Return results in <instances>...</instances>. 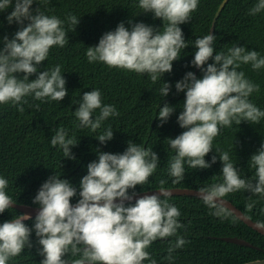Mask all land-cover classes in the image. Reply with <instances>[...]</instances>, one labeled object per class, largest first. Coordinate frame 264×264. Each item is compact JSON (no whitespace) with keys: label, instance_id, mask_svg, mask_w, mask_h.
I'll return each instance as SVG.
<instances>
[{"label":"clouds","instance_id":"9594fccd","mask_svg":"<svg viewBox=\"0 0 264 264\" xmlns=\"http://www.w3.org/2000/svg\"><path fill=\"white\" fill-rule=\"evenodd\" d=\"M34 2L44 6L43 0H15L14 11L7 20L9 24L15 22L21 27L12 39L3 38L4 47L0 50V104L21 105L20 112L24 111L22 104L27 103L25 97L60 102L68 94L67 81L59 64L39 72L36 79L30 80L38 73V66L47 60L53 46L62 48L69 42L63 27L65 21L45 14L42 7L33 12ZM12 3L13 0H0V11ZM198 4L199 0H139L142 12L154 13V18L163 19V29L157 30L140 22L129 31L121 22L115 31L101 37L98 46L87 47L88 61L148 74L153 83L157 82L164 73L173 70V62L180 59L181 50L189 46L179 25L191 20V13L198 9ZM262 12L264 0H257L248 14L255 16ZM67 20L75 31L80 18L70 15ZM25 21H29L27 26ZM215 42L216 37L211 33L195 40L197 51L191 63L201 69L203 77L198 79L189 71L175 85L178 93L186 94L183 111L177 120L186 131L167 140L176 153L170 159L168 169L174 184L184 180L185 165L190 169H206L216 163V156L212 157L211 163L205 156L212 151L213 141L222 127H231L233 122L240 125L242 121L259 124L264 119V111L249 99L254 92L260 91V86L239 70L242 65L249 64L253 70L264 68V56L235 44L226 53L219 51L214 55ZM210 59L215 62L207 63ZM18 73H23V78H19ZM170 90L171 85L163 82L160 96L167 97ZM77 103L78 126L93 132L101 129L109 117L119 115L115 106L102 102L99 89L85 92ZM35 107L39 110L40 106ZM96 110H99L98 114H95ZM175 110L167 103L159 107L160 126ZM113 138L111 126L97 137L102 144ZM51 144L58 145L65 158L75 159L71 147L78 142L64 127L54 131ZM216 151L223 162V182L200 187L197 195L212 210V215L227 218L231 215L224 199L228 194L244 190L264 197V145L250 161L258 181L255 184L241 178L229 152ZM97 152L98 160L88 165L87 175L80 181L79 193L67 179L55 174L35 196L33 203L39 205V210L34 230L42 245L40 255L44 259L41 264H143L145 260L157 264L147 249L158 238L176 237L167 249L166 259L171 262L173 253L189 242L178 235V229L184 225L178 219L180 210L169 203L171 192L165 187L166 181L161 180L158 191L140 197L134 205L125 204L138 195L136 186L148 183L156 171L158 154L152 148L146 149L132 141L122 154ZM8 187L9 181L0 177V214L17 203L7 194ZM77 195L80 199L73 206L71 200ZM246 207L251 210L255 202L250 200ZM31 219L28 214H20L0 224V264H7L26 246H32L33 228L24 223ZM67 255L70 259L64 258ZM249 264H259V261L251 260Z\"/></svg>","mask_w":264,"mask_h":264},{"label":"trees","instance_id":"16d2710c","mask_svg":"<svg viewBox=\"0 0 264 264\" xmlns=\"http://www.w3.org/2000/svg\"><path fill=\"white\" fill-rule=\"evenodd\" d=\"M223 0H199L198 9L191 13V20L179 25L185 41L189 43L181 50L180 59L173 62V70L164 73L163 77L153 83L148 74H138L124 69L112 68L102 62H89L86 56L87 47L98 46L101 37L110 31H115L123 22L131 31L135 23L143 22L162 30V18H154V13H144L139 8V0H43L42 7L34 2L32 10L42 7L45 14L55 15L65 21L63 27L68 33L69 42L64 47L53 46L47 60L39 66V71L30 77L34 80L39 72L51 69L55 65L62 66V75L66 79L67 95L62 101L35 100L25 97L27 103L22 104L24 111L18 109L21 105L11 103L0 104V177L9 181L6 190L17 203L39 207L33 203L41 186L49 177L58 174L61 179H67L80 191V181L87 175L88 165L98 160V152L122 154L128 147V142L142 144L146 149L152 148L158 154V167L149 177L145 185H137L135 191L159 189L160 181L165 180L166 188L199 189L212 183L223 182V162L220 152H229L230 158L236 164L241 178L252 180L255 184V169L250 161L254 154L264 145V119L259 124L242 121L240 125L233 122L231 127H222L219 135L213 141L212 151L205 156L209 163L216 156V163L206 169H190L185 165L184 180L173 183L169 174V161L176 153L168 145L169 138H176L186 129L178 124V116L183 111L186 99L185 92H177L176 83L181 81L187 72L195 73L197 78L203 77L201 69L192 66L195 52V40L211 33V27ZM257 0H227L219 12L212 34L216 37L214 55L227 50L235 44L255 50L264 56V12L255 16L249 15V10ZM12 6L0 11V50L3 49V38L12 39L20 29L18 23L9 24L7 17L14 11ZM75 15L80 22L75 31L67 18ZM29 21H25V26ZM210 59L207 63H214ZM207 67V64L205 65ZM246 77L260 86L258 93L250 96L251 102L264 111V68L253 70L251 65H242L239 69ZM23 73H18L23 78ZM167 82L171 85L167 97H161L159 89ZM99 89L102 102L115 106L118 116L109 117L96 132L90 128H80L75 117L79 100L85 92ZM167 103L176 110L170 119L161 125L158 119L159 107ZM39 105V110L35 107ZM96 110L95 114H98ZM94 114V115H95ZM109 126L112 127L114 138L102 144L97 137ZM64 127L69 136H75L78 144L71 147L75 159L65 158L63 150L57 145L52 146L51 138L54 131ZM131 193L132 190L130 189ZM241 209L252 220L264 225V197L253 195L250 191L240 190L226 197ZM79 195L73 197L71 203H77ZM169 203L175 205L181 212L178 218L184 225L178 229V235L187 243L182 249H177L174 259H166L167 249L174 243L176 237L157 239L147 249L157 264H241L253 259L264 258V234L248 225L231 213L227 218L211 214L212 210L195 195L171 194ZM251 201L255 207L249 210L246 205ZM135 201H127L126 205H134ZM22 214L11 207L0 214V224L14 219ZM36 216L24 223L33 228L30 237L32 246H26L19 256L10 258L7 264H41L44 259L40 255L42 245L35 234ZM223 236H238L249 240L254 246L236 244L222 239ZM70 259V255L64 257ZM143 264H150L145 260Z\"/></svg>","mask_w":264,"mask_h":264},{"label":"water","instance_id":"95a60500","mask_svg":"<svg viewBox=\"0 0 264 264\" xmlns=\"http://www.w3.org/2000/svg\"><path fill=\"white\" fill-rule=\"evenodd\" d=\"M227 0H223L218 8V10L215 13V18L213 20V25L211 27V34L214 30V25L216 22V18L219 15L220 10L222 9L223 5L225 4ZM171 194H189V195H197V192L199 189H189V188H167ZM159 189H153V190H146V191H142V192H138V195L135 196L131 201H135L138 200L140 197L144 196V195H151L154 192L158 191ZM227 202H228V208L240 219H242L243 221H245L248 225H250L251 227H253L254 229L258 230L259 232L264 234V225H262L259 222H256L254 220H252L250 217H248L247 215L244 214V212L239 209L235 204H233L231 201H229L228 199L224 198ZM119 202V201H117ZM127 202V201H125ZM73 206L76 205V203L72 204ZM12 207L18 209L19 211L22 212V214H28L31 217L37 216L38 214V210L39 207H35L32 205H27V204H20V203H16L14 204ZM222 239L226 240V241H230L236 244H241V245H247V246H254L249 240L238 237V236H223L221 237ZM253 260H258L259 264H264V258H258V259H253ZM251 261V260H250ZM241 264H249V261L247 262H243Z\"/></svg>","mask_w":264,"mask_h":264}]
</instances>
